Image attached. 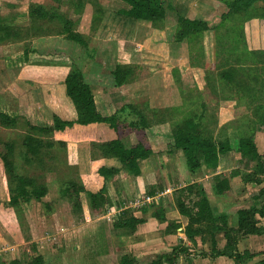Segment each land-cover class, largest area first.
Segmentation results:
<instances>
[{"label": "rangeland", "instance_id": "1", "mask_svg": "<svg viewBox=\"0 0 264 264\" xmlns=\"http://www.w3.org/2000/svg\"><path fill=\"white\" fill-rule=\"evenodd\" d=\"M15 1V4H11ZM161 1L167 10V16L160 28L142 23L138 25L131 21L121 28L122 18L127 21L129 19L118 12L125 4L117 0H0V107L19 116L18 122L11 128L4 127L0 122V155L6 152L7 143H14L15 152L11 160L15 174L29 177L35 184L48 188V195L42 201L32 200L21 209L9 207L7 204L13 185L0 158V255L6 263L14 259L28 263L32 257L41 255L45 264H119L124 255H131L140 263L149 264L158 256L171 253L175 247L184 243L190 245L191 250L189 257L181 256L185 262L204 259V252L211 255L208 232L204 236H198L197 243L192 244L185 234V226L174 232L169 231L170 234L167 233V227L172 222H179L181 227V220L188 222L179 213L176 193L181 186L192 184L197 179L205 178L203 186L211 192V201L217 215L222 214V209L233 212L237 210L239 205L235 204L233 197L226 198V204L222 201V195L217 197L213 191V177L220 175L218 169L212 173L202 166L196 174H191L182 151L170 144L165 148L166 153L170 154L167 157L170 159L167 165L170 170L162 174L156 183L149 184L144 190L137 182V177L128 174L132 182L125 180L126 187L124 192H119V197L109 190L108 198L111 203L123 205L140 218L153 217L157 210L163 211L166 216L165 222L153 217L161 226L148 227L140 232L142 224L136 232H127L122 236L115 233L117 229L113 223L119 215L116 216L118 210L109 208L110 204L104 212L93 211L87 196L82 194V204L85 207L83 209L82 206V212L76 213L71 203L63 199L60 193L68 180L81 181L86 185L90 183L89 188L103 184L102 180L98 181L95 173H90L88 179H84L79 164H75L74 160L78 153L89 148L99 155V150L95 147L93 149V145L104 142L91 141L89 133L74 131L65 137L58 132L48 136L39 134L38 138L45 142L53 140L65 143L66 146L56 144L53 149H45L36 157L27 156L22 144L30 133L27 123L39 127L51 126L58 107L55 103H61L66 108L59 94L62 91L59 82L70 70L71 63L91 75L92 78L89 79L93 81L94 77L96 80L98 77L103 78L106 86H115L111 69L118 62L133 63L139 65V75L141 74V80L137 82V79L135 85L142 83L155 89L168 84L167 77L165 80V77L156 75L162 68V57L167 62V67L171 68L169 55L173 56L172 66H176L173 71L178 76L177 80L173 76V85L182 92V106L186 109L181 117L199 111L204 103L209 113L204 120L205 135L215 140L228 137L235 144L243 132H249V125L255 119L254 109L264 107V0L255 4L252 14H234L228 18L225 16L228 13L227 6L235 0ZM32 5H42L48 13L74 21L77 31L89 38V51L86 52L78 44L59 34L62 25L58 17L51 22L46 19L32 20L29 13ZM179 15L201 20L207 23L209 29L175 45L177 27L173 37L169 31L174 29L172 26H175V22L178 26ZM113 22L116 25L114 28L111 26ZM153 29L159 30L153 31L157 36L151 38L154 39L152 43H146L142 47L146 35L152 37L148 30ZM165 38L171 45H165L166 49H162L159 44ZM124 40L127 42L124 43ZM26 49L51 54L56 62H22L10 68L5 65L6 60L21 56ZM63 54L71 57L70 63L64 64L58 60ZM134 91L125 94V98H132L131 105L144 109L146 91ZM136 119L132 114L127 118L128 121ZM171 126L170 123L168 133L172 137ZM259 128L260 131L256 134L264 133V126ZM130 131L128 126L121 127L120 132L123 137L125 135L126 140H123L127 145L132 143L126 138ZM257 142L263 152L264 139H258ZM238 166L243 169L241 164ZM153 191L162 196L157 199L155 197L147 205L144 201ZM231 199L233 203L228 204ZM237 201L241 206L248 204L242 199ZM252 203L253 201L250 205ZM47 204L50 206L47 207ZM145 208L148 211L144 213ZM109 212L115 213L111 220L104 218ZM216 237L218 247L222 249L226 243L223 233H217ZM247 238L249 240L243 244L242 251L248 249L256 252L264 248L263 238L259 240L249 236L245 239ZM253 260L247 263L250 264Z\"/></svg>", "mask_w": 264, "mask_h": 264}, {"label": "trees", "instance_id": "2", "mask_svg": "<svg viewBox=\"0 0 264 264\" xmlns=\"http://www.w3.org/2000/svg\"><path fill=\"white\" fill-rule=\"evenodd\" d=\"M127 4L128 10L119 11L122 15L135 19L142 24H150L155 28H160L161 24L167 16V10L161 0H121ZM259 0H235L228 4V13L226 18L231 15H250L255 10V4ZM264 11V8H263ZM55 12V11H54ZM30 18L34 21L46 19L49 22L55 21L58 17L62 29L60 35H63L67 40L78 44L86 52L90 49L89 38L77 31L76 24L69 18L58 16L53 13H48L42 5H32L30 8ZM97 19V18H96ZM95 19V20H96ZM177 30L174 37L175 42H183L199 33L209 29L207 23L197 20L189 19L185 16L179 15L177 18ZM12 28V27H11ZM58 60L66 64L70 63L71 57L63 54ZM65 58V59H62ZM65 60V61H63ZM41 64L54 63L56 59L51 54H41L35 49H26L21 56L5 61V65L10 68L16 63L18 64ZM25 64V65H26ZM68 65V64H67ZM70 71L65 78L66 95L74 104L77 113L76 120H63L57 115L53 116V124L51 126L39 127L27 123L29 134L23 139V146L26 148L27 156L36 157L45 149H53L56 144L65 147V143H56L53 140L48 142L38 138V135H52L54 132H63L73 126L82 125L88 126L91 124L105 123L111 129L117 132L118 138L104 143H95L94 147L99 150V155L106 158H115L120 164L121 168L115 167H101L98 171L99 175L104 178L105 185L98 192L88 191L81 181L68 180L65 182L60 190L61 197L71 203L76 213L82 212V194H85L89 201V206L93 211L104 212L109 205L111 210H120L123 205L113 204L108 198L107 183L112 180L115 175L119 174L121 170L127 174L138 177L141 175L140 163L147 160L152 154L148 145L141 141L137 145L127 146L122 140L121 127H129L136 132H144L156 124L171 123L172 138L174 141L173 147L182 151L185 156L188 170L191 174H196L205 166L209 172H216L220 157L231 152L236 151L248 161L253 162L252 172L243 177V181L248 183H256L258 185L264 182V155L258 151L255 142L256 132L260 131L259 126H264V107L258 106L254 109V120L251 121L249 132H243L237 139L235 144L230 138L224 137L222 140H215L214 138L205 135L204 120L207 116L208 110L203 103L201 108L193 111L186 117H181L186 110L183 106L171 109H150L148 105L144 109L131 104L124 105L122 109L116 111L112 116H103L97 109L94 94L91 86L86 83L83 71L75 64H70ZM174 78L177 80V72L173 71ZM117 87H123L132 83L137 74V67L134 64H124L118 62L115 69L112 71ZM182 93V92H181ZM132 114L137 119L127 120L128 116ZM19 116L9 111L7 108L0 107V122L4 127L11 128L18 122ZM244 131V130H243ZM6 152L0 155V158L6 168L10 177V182L13 185L11 197L8 201V206L14 209H21L32 200L42 201L48 195L47 186L35 184L34 180L29 177L17 176L14 172V164L12 157L15 152L14 143H7L5 145ZM238 171H233L231 177L237 176ZM230 177V178H231ZM230 178L222 175H215L213 177V191L216 195H224L231 190ZM176 203L179 213L188 219L185 227V234L192 244L197 243L198 236H204L208 232L211 241V255L202 253V257H227L232 259L235 264H247L248 261L253 260L259 254H253L249 251L240 252L238 249L239 240L243 236L264 235V186L259 190L258 194L254 196V201L249 208L240 209L237 212V226L232 227L228 222V215H216L211 206L208 194L203 184L194 182L177 191ZM156 193L153 191L149 196L154 197ZM50 206L49 204L46 205ZM148 210L145 208L144 213ZM153 217L165 222L166 216L163 211L157 210ZM263 221V222H262ZM145 223V219L140 218L132 211L123 210L115 219L113 226L115 229L126 230L134 233L137 231L139 225ZM181 225L178 222L168 224L167 233L176 231ZM170 231V232H169ZM223 233L226 240L224 247H218L216 234ZM190 248L185 245H178L170 254L158 256L149 264H176L181 256L189 257ZM0 264H45L43 256L38 255L32 257L28 263H21L14 259L10 263H6L1 259ZM119 264H142L135 257L131 255H124L120 259ZM264 264V259L259 262Z\"/></svg>", "mask_w": 264, "mask_h": 264}, {"label": "crops", "instance_id": "3", "mask_svg": "<svg viewBox=\"0 0 264 264\" xmlns=\"http://www.w3.org/2000/svg\"><path fill=\"white\" fill-rule=\"evenodd\" d=\"M117 1L125 4L124 7H122V9H120V11L129 9V7L127 6L126 3H124L121 0H117ZM15 3H16V1L12 2L11 4H15ZM127 18L129 19L128 21L124 17L122 18V20H121L122 27L121 28H123L125 26V23H127L129 21L136 22L138 25L141 24L139 21H137L135 19H131L129 17H127ZM187 18H189V17H187ZM189 19H191V18H189ZM146 25H150V24H146ZM111 26L114 28L116 25L113 22V24ZM176 27H177V24L175 22V26L174 25L172 26V28H174V29H172V31H169L171 34L170 36L173 37V34L176 30ZM147 28H148V26H147ZM155 30L159 32V30H157V29H153L152 31L148 30V33L150 35H152V37H147V35L145 33V35H146L145 43L143 44V46H142V44H137V46L144 47L146 45V43L147 44L150 42L152 43L154 39H151V38H155L157 36V33L153 32ZM163 32L165 33V31H163ZM123 42L125 43L127 41L124 40ZM174 44L176 45L179 43L176 42ZM159 45H160L159 47H161L162 49L163 48L166 49L165 45H171V43H167V39L165 38L164 41H162ZM168 57H169V63L171 64V68L169 69L167 67L168 64L164 60V58L162 57L161 59L163 60V62L160 65L162 68H160V70L157 72L156 76L160 75L161 77H165L164 78L165 80L167 77L168 78V84H171L173 87L166 84L165 87H163L164 85H162V86L154 89L153 86L151 87L150 85L148 86L147 84L142 85V83H141L140 85H135L139 80H141V74L139 75L140 67H139V65H135V64L134 65L138 68L135 80L132 83L125 85L123 87H117L116 83H115V86H106V85H104L105 84L103 81L104 79L101 77H98L99 78L98 80H96V78L94 77V81H93L92 79H89V78H92V76L87 75L86 72L83 71L84 79H85L86 83H88L93 90L94 99H95V103H96V107H97L98 111L103 116L114 115L116 113V111H119L120 109H122V107L124 105L132 103V100H131L132 98H130V97L125 98V94L126 95L130 94L131 91L135 92L134 91L135 89L138 92H142V93L144 90L146 91V93H147L146 105H148V107L150 109H171V108H177V107L182 106L183 102H182V95L180 93V90L173 85V69L176 66H174V67L172 66L173 63L171 62V59L173 58V56L169 55ZM126 64H133V63H126ZM115 66L113 69H111V76H112L114 82H115V79H114V76L112 74V71L115 69ZM69 71L70 70H68V72L65 73V75L63 76V78L59 82L60 85H62V91H60L59 94H60V96H62V103L65 104L66 108L62 107L61 103H55L58 105V107L56 108V110H55L56 114H54V115L59 116L63 120H71L72 121V120L77 119V113H76V109L74 107V104L72 103V101H70L68 99V96L66 95L65 78L68 75ZM136 80H137V82L135 83ZM169 128H170V123H164V124H156L150 128H147L144 132H141V133L131 130L128 133V135L126 136V138H128L132 141V143H130L128 145H127V143H125L126 141L123 140V139H125L124 138L125 135H124V137H123V135L121 137L123 142L127 146H134V145H137L138 143H140L141 141H143V143L148 145V147H150L151 150L153 151V154L147 160H144L140 163V168H141L142 173L140 176L137 177V182L139 183L140 186H142V188L144 190L147 189V186L149 184L156 183V181L159 178L161 179L162 174L168 173L170 170L169 167L167 166L169 161H170V159L167 157L170 156V154L166 153L165 148H167L170 144L173 145L174 142H173V138L171 137V134L168 133ZM71 131H74V133H82V134L89 133V136L92 138L91 141H95V140L98 141L99 140L98 142H106V141H110V140H114V139L118 138L117 132L114 131L113 129H111L105 123L91 124L88 126H82V125L76 124L72 128H68L63 132H58V134L65 137V136H69L71 134ZM128 136H130V137H128ZM135 139L136 140L138 139V140L134 142L133 140H135ZM258 139L259 140L264 139V133H258L255 136V142L257 144L258 151L260 154L264 155V151L262 152L259 145H258V142H257ZM59 141H61V140H59ZM164 159L166 160V162H164ZM249 162L250 161H248V159H246V158L244 159L241 156V154L236 152L235 150L221 156L220 160H219V165H218L217 169H218V173L220 175L222 174L223 176L230 178L231 176H229V175H230V173L233 172V170L239 172V174L237 176H233L230 178L231 190L228 191L226 194L222 195V201H225L226 198L230 199L231 197H233L235 204L239 205L237 210L234 212L230 211V210L222 209V214L228 215V217H229L228 222H229L230 226H232V227L237 226V212L240 209L249 208L252 205V204L250 205V203L252 201H254V199H253L254 196L256 194H258V192H259L258 190H260L264 186V182L262 184L258 185L256 183L246 184L243 181V177L246 174L252 172V170H253V166H254L253 164L254 163L250 162L251 164H248ZM74 163L79 164V167L81 168V173H82L84 179H88L90 173H95L97 178H98V181L102 180L103 184L99 187H90L89 188L88 186H90V183H88V185H86L84 183L85 185L84 184L83 185L90 192H98L105 185L104 178L102 176H100L98 173V171L101 167L105 166V167H109V168L110 167H115L118 169L121 168V164L115 158L102 157L96 153H93L91 151V148L87 149L83 153H78L75 156ZM239 164L242 165L243 169L239 168V166H238ZM170 173H171V171H170ZM123 176H124V178H123ZM127 179L129 180V182H132V181H130L131 180L130 176L127 173H125L124 170H121L119 172V174L115 175V177L112 180H110L111 182L109 181L107 183L108 192L110 190V193H114V194H116V196H118L120 191L124 192V189L126 187V185L124 183H125V180H127ZM204 179L205 178L197 179L196 182H200L203 184ZM262 179H264V176H262ZM87 181L89 182V180H87ZM192 181H194V180H192ZM189 184L190 183L184 184L180 188L185 187ZM115 185H117V186H115ZM206 192L208 194L211 206H212L213 211L215 213L214 204L211 201L212 199L210 197L211 192H208L207 190H206ZM155 193H156V195L154 197H156V199L161 198L162 195H159L157 193V191ZM148 197H151V196H148ZM217 197H221V196H217ZM238 199H242V201H244L245 204L246 203H248V204L245 206L244 205L241 206L240 203L237 201ZM230 203H233L232 199L229 201L228 204H230ZM146 204L149 205L148 203H146ZM226 204H227V202H226ZM82 206L84 209V207H85L84 204H82ZM87 207H88V205H87ZM112 208H113L112 210H114V211L116 210V209H114V207H112ZM123 210H125V207L120 209V211L118 210V213H116V216L120 215V213ZM112 214H115V213L109 212L106 216H104V218L106 217V218L111 220ZM87 220H90V219L87 218ZM180 222L183 223V226L180 227V229H183L184 226L186 227L187 222H184L183 220H181ZM161 225L162 224H160L159 221H157L155 218H153V217L148 218L147 217V218H145L144 225H142L139 228V231L141 232V230L143 231L148 227H153V228L155 227L156 228V227L161 226ZM164 228H166V227H164ZM115 231H116L115 232L116 234H120L122 236L127 234L126 230L117 229ZM251 236L255 237L259 240H262V238L264 239V235H262V236L251 235ZM246 237H249V236H243L239 240L238 249L240 252H244V251H242V246H243V244H245V242H247L249 240L248 238L245 239ZM112 240H114V239H112ZM183 245H185V243ZM224 245H223V247H224ZM185 246L189 247L190 245H185ZM42 248H44V247H42ZM245 251H249V250L245 249ZM263 251H264V248L261 250H258L256 252L249 251L253 254H257V253L259 254L260 253L258 256H256L254 258V260L252 262H250V264H259V262H261L264 259V253H261ZM165 254H170V253H165ZM203 258L204 259H200V260L193 259L192 260L193 262L190 263V262H185L183 260V258L181 257L178 259L176 264H235V262L232 259L227 258V257H218V258L203 257Z\"/></svg>", "mask_w": 264, "mask_h": 264}, {"label": "built area", "instance_id": "4", "mask_svg": "<svg viewBox=\"0 0 264 264\" xmlns=\"http://www.w3.org/2000/svg\"><path fill=\"white\" fill-rule=\"evenodd\" d=\"M154 199H155V197H147L144 202L145 203H151Z\"/></svg>", "mask_w": 264, "mask_h": 264}]
</instances>
